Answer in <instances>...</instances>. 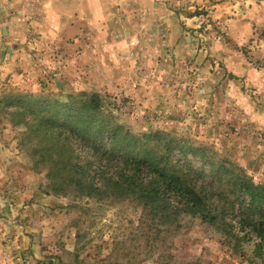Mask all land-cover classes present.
Instances as JSON below:
<instances>
[{
	"label": "rangeland",
	"instance_id": "obj_1",
	"mask_svg": "<svg viewBox=\"0 0 264 264\" xmlns=\"http://www.w3.org/2000/svg\"><path fill=\"white\" fill-rule=\"evenodd\" d=\"M85 1L14 9L0 70V215L28 242L24 264H261L251 241L232 251L198 217L167 233L128 198L80 195L38 132L97 95L105 139L166 145L173 160L192 150L189 166L223 185L224 169L263 184L264 0Z\"/></svg>",
	"mask_w": 264,
	"mask_h": 264
},
{
	"label": "trees",
	"instance_id": "obj_2",
	"mask_svg": "<svg viewBox=\"0 0 264 264\" xmlns=\"http://www.w3.org/2000/svg\"><path fill=\"white\" fill-rule=\"evenodd\" d=\"M77 106L46 118L38 135L80 195L128 198L160 219L167 233L176 230L179 216L198 217L221 233L232 251L251 241L253 256L264 264V183H253L240 170L222 169L223 185L212 171L207 176L189 166L186 155L195 156L192 150L180 152L182 160H173L166 145L153 153L140 142L121 143L115 131L105 139L99 97L92 95ZM73 139L88 145V160L76 154Z\"/></svg>",
	"mask_w": 264,
	"mask_h": 264
},
{
	"label": "crops",
	"instance_id": "obj_3",
	"mask_svg": "<svg viewBox=\"0 0 264 264\" xmlns=\"http://www.w3.org/2000/svg\"><path fill=\"white\" fill-rule=\"evenodd\" d=\"M18 1L0 0V70L2 64L14 50L12 31L16 29L17 22L14 9L17 8ZM74 1H78L76 4L78 10L85 7V0ZM20 235L21 230L15 222L4 215H0V264L25 263V260L21 259L23 257L22 249H26L28 242L24 236L20 237ZM19 260H22V263Z\"/></svg>",
	"mask_w": 264,
	"mask_h": 264
}]
</instances>
